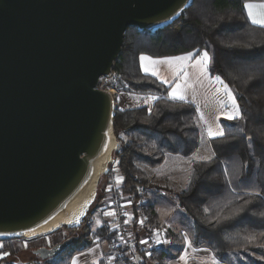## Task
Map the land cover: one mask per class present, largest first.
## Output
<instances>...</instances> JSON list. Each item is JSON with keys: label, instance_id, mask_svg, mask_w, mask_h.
<instances>
[{"label": "water", "instance_id": "95a60500", "mask_svg": "<svg viewBox=\"0 0 264 264\" xmlns=\"http://www.w3.org/2000/svg\"><path fill=\"white\" fill-rule=\"evenodd\" d=\"M193 2L0 0V241L80 224L118 148L99 78L112 76L128 28L155 34Z\"/></svg>", "mask_w": 264, "mask_h": 264}, {"label": "trees", "instance_id": "16d2710c", "mask_svg": "<svg viewBox=\"0 0 264 264\" xmlns=\"http://www.w3.org/2000/svg\"><path fill=\"white\" fill-rule=\"evenodd\" d=\"M245 2L194 0L177 21L155 34L128 28L113 69L132 92L158 97L150 111H117L114 118L118 148L113 154L114 166L105 177H123L121 194L130 197L134 204L144 201L143 191L149 186L145 171L161 167L166 154L191 156L197 151L202 134L195 107L170 100L169 87L140 72L139 55L164 58L206 50L211 57L210 76H220L233 91L241 118L221 121L224 136L209 141L211 159L192 164L185 186L173 198L191 222L192 244H205L218 261H226L230 255L248 259V253L264 257V236L260 235L264 233V28L249 23ZM130 29L134 37L127 44ZM102 192L101 187L97 201L104 198ZM92 214L93 210L77 227L54 232L70 233L72 242L66 249L53 258L41 259L34 254L36 248L31 252L33 257L46 264H69L77 251L90 245L86 239ZM133 214V224L137 225L138 209ZM142 216L146 228L159 226L150 203ZM94 236L98 243L111 247L115 244L103 226ZM117 250L109 251V255H116L112 264H131ZM166 257L165 250L157 249L139 264H165Z\"/></svg>", "mask_w": 264, "mask_h": 264}, {"label": "crops", "instance_id": "0c3cea01", "mask_svg": "<svg viewBox=\"0 0 264 264\" xmlns=\"http://www.w3.org/2000/svg\"><path fill=\"white\" fill-rule=\"evenodd\" d=\"M244 12L247 17L245 9ZM247 20L250 24H252L248 18ZM140 57L141 55H139L138 57L140 72L144 75H148L157 79L165 87H169V93L172 91L176 84H180L182 86L183 94L185 96L184 100L172 99L169 97V93L168 98L172 101L185 102L195 107L198 115V123L202 130L201 141L203 140L206 143H209L211 139H215L208 136L207 129L209 126H211L213 129H216L217 125L221 127V121H232L224 119V117L221 115V113L227 111L231 107V105L230 103H228L223 91H217V89L221 88V85L219 84V82L212 79L209 72L207 76L199 75L198 70L190 66L192 63L191 61L187 63V66L182 63H173L170 66L167 63L151 64L149 61H144V66L150 69V71L145 72L144 69L141 67ZM153 59L160 60L162 58ZM152 71H156L157 75H152ZM184 72L187 73V77L183 75ZM162 79L167 80L168 83H163ZM153 96L156 97L153 94H144L143 98L146 99L141 100V106L133 109L145 108L150 111L153 103L157 100H150V97ZM221 101H223L224 104H227V107H225L221 103ZM201 114L203 115L204 119H201ZM217 116H220L219 120L216 119ZM199 150L200 149H198L197 152H195L190 157H181L178 155L166 154L162 166L155 170H151L152 172L150 173L149 178H157L159 183H163L166 188L170 186L175 190L173 191L174 193L179 192L183 189L185 181L188 179L190 166L192 165V163L197 162L198 160L193 159V157L197 156ZM168 157L170 158L168 159ZM198 161L207 160L199 159ZM167 162L168 164H166ZM150 187L157 188V192H155L156 196L154 197L152 202H150L147 198L146 201H149L152 205L153 210L157 215L156 217L159 225H161L164 230L167 231L169 234L168 245L172 246L169 247L168 245H166L165 247L168 246V252L170 251L173 254L170 255L174 257L175 247L178 245V243L180 244L181 241H184L183 244H181V253H177V256H179V258L181 255L187 252L188 261H192L195 264H201V262L207 261L210 264L211 260L215 258V256L210 251V249L206 247L205 244H200L197 246L192 244L193 233L192 225L190 224L191 222L186 218L184 213L177 207L176 203L174 202V193L172 197H168L165 196V193L159 187L155 186L154 183H152ZM179 210L183 214H180ZM110 211L112 212L111 209H109V211L107 212ZM105 213H102L100 218L99 215L96 217L97 213H94L92 215L91 224H94L95 219L99 220L100 223H96L95 229H91V233L95 232L98 228L102 227V224L104 225L106 221H111V216H107L105 215ZM182 215H184L185 218ZM185 235L188 237V240L191 241V247H188V245L185 243ZM95 239L96 240L92 241L88 247L77 251L70 259L69 264H71L73 258L77 259L78 264H91L93 260L98 261V264H100V262H104L105 264H112L113 260L109 259L110 257L112 258V256L107 254L109 251V245L107 243H98L96 242L97 238ZM5 253V250L0 252V264L10 263L8 256L4 255ZM135 253L137 252L135 251ZM134 260H138L135 254ZM215 260L217 261V264H225L224 262H226V264H239L238 259L234 258L232 259L231 263H229L230 259H227L226 261H218L215 258ZM180 263H182V261Z\"/></svg>", "mask_w": 264, "mask_h": 264}, {"label": "rangeland", "instance_id": "374dc122", "mask_svg": "<svg viewBox=\"0 0 264 264\" xmlns=\"http://www.w3.org/2000/svg\"><path fill=\"white\" fill-rule=\"evenodd\" d=\"M133 33H134V31L132 29H130L128 31V33L126 35L127 44L130 42V40L133 36ZM112 88H113L112 89V92H113L112 97L114 98V101H115L116 112H117V110H128V109L137 108V107L141 106V104H140V103H142L141 100L146 99V98H143L144 94L132 92L128 88L127 84L125 82H123L120 78L116 79L113 82ZM150 100H152V99H150ZM201 139L202 138H200L199 147H198V149H200V150H199L197 156L198 157H211L212 151H211L209 143H206L203 140L201 141ZM169 158L170 157H168V159ZM113 159H114V157H113ZM168 162L166 164H168ZM197 162H201V161L197 160ZM111 166L113 167L114 164L110 165L109 168ZM191 167H192V165L189 168V174L188 175H190ZM164 169H165V167H164ZM164 169H162V170H164ZM151 172H152L151 170L145 171L147 178H148L149 186L143 191L144 201L140 202L138 204H134V202L132 201V199L130 197L124 196L121 194V191H120V184L121 183L117 184V181H116L117 174L113 178H110V179H106L107 178V177H105L106 175L103 176L101 178V181H100L99 186L97 188L96 198L93 201V203L91 204V206L89 207L86 215L90 211L93 210V214L97 213L96 217L99 215V218H100L101 214L109 211V209H111L113 212V209L111 208L112 201H113L112 194H115V193L111 192V190H112V188H118L119 192H116V193H118L121 196V201L118 203L122 206V209L124 211V213H122L123 214V216H122L123 222H124L123 228H124L126 233H125L124 237H119V230H118L117 226L115 225L114 219H113L114 216H111V221H106L104 225L102 224V226L105 227L108 230V232L112 234V241H113V243L116 244V245L112 244L113 247H111L109 245V251L112 248L115 250V248L118 247L117 251H119L121 253L120 255L125 254L124 257L127 258L131 264H139L141 262H145L146 259H149V257L154 255V252L157 249H162V250L165 249V250H167L166 251L167 257L164 259L165 264H184V262L182 260H180L179 256H177L178 255L177 253H181V249H182L181 244H183L184 241H181L180 244L178 243V245L175 247V253H174L175 255H174V257H172L173 254L170 251H169L170 252L169 253L168 248H167L168 246L170 247L172 245H168L169 243H157L156 242L157 237H159L161 240H167L168 241V236H169L168 232L165 231L161 225H159L158 227H155V228H152V227L146 228L144 226L145 217L142 216L143 211L146 208V204L147 203L149 204L150 202L153 201L154 197L156 196L155 192H157V190H156L157 188L150 187V185L152 183H154L155 186L159 187L165 193V196H168V197H172L173 193H174L173 191H175L172 187L168 186V188H166L163 185V183H161V182L159 183L157 178L150 179L149 175ZM158 172H161V171H158ZM188 178H189V176H188ZM186 181H185V184H186ZM185 184H184V186H185ZM101 187L103 190L102 195L104 196V199H102L101 201H97V197L101 195V193H100ZM139 190H141V189H139ZM146 198L150 202L146 201ZM134 208L138 209V212L140 215L137 219V225L133 224L134 216H135L133 214L134 210H135ZM179 212H180V210H179ZM125 213H127L128 215H125ZM180 214H183V213L180 212ZM86 215L84 216V218L86 217ZM155 215H156V213H155ZM182 216L184 217V215H182ZM125 221H128V222L125 223ZM140 221H143V224H141ZM96 223H97L96 219H95L93 225L91 224V221L89 223L90 235H88L86 240L90 241V243L92 241L96 240L95 236L93 234L95 232L91 233V229L92 230L95 229ZM69 235H70V233L68 231H61L59 233H53L50 235H43V236L37 237L35 239H31V240L15 239V240L0 241V245H2V247H0V252L5 250V252L7 253V256L10 260L9 264H46L43 262H39V260L37 258L33 257V254L31 252L38 247L39 248L40 247L50 248V247L54 246L55 244L60 243L65 239H68ZM142 240L147 241V243L146 244L141 243ZM96 242H98V241H96ZM25 244L27 245V247H25ZM166 245H168V246L165 247ZM109 251L107 254H110ZM135 251L137 253H135ZM148 253H151V255H148ZM134 254L138 258L137 261L134 260ZM170 254H172V255H170ZM110 256H112V258H113L112 263H114V259H115L116 255H110ZM247 256H249L248 259L245 258V256L244 257H241V256L236 257L235 255H230L229 256V259H230L229 263L232 262L233 258L238 259L239 264H248L249 261L250 262L251 261H257L258 262L259 261V262L264 263V257L262 255H259L256 253H248ZM181 261H182V263H180ZM224 263L226 264V262H224ZM188 264H195V263H193L192 261H188Z\"/></svg>", "mask_w": 264, "mask_h": 264}, {"label": "snow or ice", "instance_id": "6c2138e0", "mask_svg": "<svg viewBox=\"0 0 264 264\" xmlns=\"http://www.w3.org/2000/svg\"><path fill=\"white\" fill-rule=\"evenodd\" d=\"M243 8L246 10L247 13V18L250 20V22L253 25L259 26L260 28H264V0H260L259 3H254V2H249V0H246V2L243 5ZM180 13L177 12L176 15L178 16ZM211 60V57L209 56L208 52L205 50L203 52H199V50H195L192 52H187L182 56H176V57H164L160 60H154L152 57H148V56H144L141 55L140 57V61H141V67L144 69L145 72L150 71V69L148 67L144 66V61H149L151 64H160V63H167L170 66L173 63H182L185 66H187V63L189 61H191V67L196 68L198 70L199 75L201 76H207L208 75V64ZM152 75H157L156 71H152ZM183 75L185 77H187V73L184 72ZM212 79H214L215 81L219 82V84L221 85L220 89H217V91H223L224 95L227 98L228 103H230L231 107L225 111L222 112L221 115L224 117V119L227 120H235L238 118H241V112H240V108L239 105L236 101L235 95L233 93V91L231 90V88L228 87L227 84H225L223 82V80L221 79L220 76H215L212 77ZM163 83H168L167 80H163ZM169 97L172 99H179V100H184L185 96L183 94V88L180 84H176L175 87L172 89V91L169 93ZM150 99L155 100L158 99V97H150ZM221 103L227 107V104H224L223 101H221ZM201 119H204L203 115L201 114ZM217 120L220 119V116L216 117ZM207 133L208 136L211 138H216V137H223L224 136V131L223 128L220 127L219 125H217L216 129H213L211 126L208 127L207 129ZM213 155H215V153H213ZM193 159H204V160H208L211 159V157H198V156H194ZM123 180V177H117L116 181L117 184H119L121 181ZM258 194V193H257ZM205 211H208V209L206 208ZM84 213L82 212L81 215H83ZM105 215L107 216H115V212H106ZM125 215H128L127 213H125ZM79 223V218H77L75 221H69V223ZM128 221H125V223H127ZM100 221L97 220V224H99ZM141 224H143V221H140ZM0 235H4V233H0ZM260 235L264 236V233H261ZM98 239V238H97ZM250 239H254L250 238ZM157 243H169V241L167 240H161L159 237H157ZM141 243H147V241H141ZM185 243L188 245V247H191V241L188 240V237L185 235ZM0 247H2V245H0ZM25 247H27V245L25 244ZM261 247H264V244L261 245ZM4 255H7V253H5ZM148 255H151V253H148ZM110 260L113 258H109ZM180 260H182L184 262V264H188V254L187 252H185L183 255L180 256ZM71 264H78V261L76 258L72 259ZM91 264H98V261L93 260L91 262ZM201 264H209V262L204 261L201 262ZM210 264H217V261L215 260V258H213L210 262Z\"/></svg>", "mask_w": 264, "mask_h": 264}, {"label": "built area", "instance_id": "2783aa9c", "mask_svg": "<svg viewBox=\"0 0 264 264\" xmlns=\"http://www.w3.org/2000/svg\"><path fill=\"white\" fill-rule=\"evenodd\" d=\"M119 77L117 75H115L114 73L112 74V76L110 77H100L99 80H98V86L97 88L99 90H102V91H105V92H108V93H111L113 94L112 92V84L113 82L118 79ZM115 163V161H114ZM110 170V168H109ZM107 175V174H106ZM139 191H142V190H139ZM111 192L115 193V194H112V205H111V208L113 209V212H115V216H114V223L115 225L117 226L118 230H119V237H124L125 236V230L123 228V214L124 211L122 209V206L118 203L121 201V196L116 193V192H119L118 188H112ZM116 245V244H115ZM118 248V247H117Z\"/></svg>", "mask_w": 264, "mask_h": 264}, {"label": "flooded vegetation", "instance_id": "af4514ba", "mask_svg": "<svg viewBox=\"0 0 264 264\" xmlns=\"http://www.w3.org/2000/svg\"><path fill=\"white\" fill-rule=\"evenodd\" d=\"M40 248H43V247H40ZM39 249V248H38ZM34 254H35V252H34ZM37 255V254H36Z\"/></svg>", "mask_w": 264, "mask_h": 264}, {"label": "bare ground", "instance_id": "6f19581e", "mask_svg": "<svg viewBox=\"0 0 264 264\" xmlns=\"http://www.w3.org/2000/svg\"><path fill=\"white\" fill-rule=\"evenodd\" d=\"M111 94V93H110ZM112 95V94H111Z\"/></svg>", "mask_w": 264, "mask_h": 264}]
</instances>
